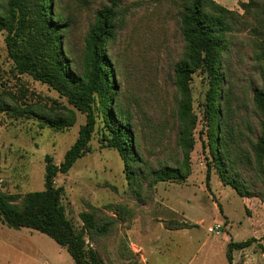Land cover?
I'll list each match as a JSON object with an SVG mask.
<instances>
[{
    "label": "trees",
    "instance_id": "16d2710c",
    "mask_svg": "<svg viewBox=\"0 0 264 264\" xmlns=\"http://www.w3.org/2000/svg\"><path fill=\"white\" fill-rule=\"evenodd\" d=\"M128 1L107 0L99 5L85 36L84 52L77 56L70 42L74 19L62 11L61 0H0V32H6L15 69L49 84L86 114V122L63 160L56 163L51 154L45 155L43 189L25 193L0 189V218L9 227L48 234L67 247L76 264H105L102 253L89 240L110 234L118 225L117 216L125 218L126 208L115 205L116 215H109L93 206L81 213L84 227L78 229L67 216L63 186L56 185L55 178L90 151L92 134L101 120L103 144L120 153L138 198L142 199L146 190L153 191L159 181L186 180L196 143L198 115L191 80L197 71L209 82L203 101L208 165L216 167L222 181L236 189L247 208L252 196L264 200V194L250 189L244 173V169L254 171L264 181V2H242L245 11L241 13L217 0H156L158 8L163 1L169 3L168 11L172 10L179 24L182 49L172 66L173 100L151 109L150 101L124 99L123 73L111 53V44L127 28L133 4L139 5ZM243 28L251 30L248 43L259 65L260 86L247 87L230 73L231 47ZM238 87L243 88L241 94ZM8 109L33 114L58 129L73 125L76 119L73 110L59 104L28 103ZM251 109L254 121L243 113ZM166 226L180 229L190 223L167 221ZM255 240L230 241V263L234 248H244Z\"/></svg>",
    "mask_w": 264,
    "mask_h": 264
},
{
    "label": "rangeland",
    "instance_id": "374dc122",
    "mask_svg": "<svg viewBox=\"0 0 264 264\" xmlns=\"http://www.w3.org/2000/svg\"><path fill=\"white\" fill-rule=\"evenodd\" d=\"M107 0H61L60 7L74 19L70 42L77 56H82L85 36L94 13ZM244 13L242 2L249 0H217ZM264 2V0H258ZM131 11L127 28L111 44L119 69L122 70L124 99L140 100L150 108L171 103L174 98L173 62L182 49L179 24L169 3L161 8L156 0H129L138 3ZM251 30L243 28L231 47L230 73L234 80L260 86L259 65L248 43ZM6 32H0V189L25 193L44 188L46 160L51 154L56 163L63 160L67 149L79 135L86 114L68 103L49 84L19 73L9 56ZM199 71L191 80L194 111L198 115L196 143L191 154V171L186 180L159 181L153 191L146 190L142 199L131 189L125 163L118 150L102 141V121L97 123L90 140V151L77 159L66 173H59L55 184L63 186L62 203L67 216L78 229L84 227L81 213L96 206L109 215L115 205H123L125 218L107 236L89 244L100 250L105 264H229L227 240L258 237L240 262L261 264L264 252V200L252 196L247 202L231 185L225 184L214 166L208 165L209 148L204 146L203 101L208 79ZM163 88L166 91L161 92ZM243 92L242 87L237 93ZM245 97L250 95L246 93ZM28 103L48 107L65 105L76 114L75 123L66 128L43 123L30 113L18 114L10 106ZM249 114L255 120L252 109ZM255 126L258 125L255 123ZM147 128V127H146ZM264 166V164H263ZM208 171H210L209 179ZM246 183L255 194H264V181L254 171L244 169ZM131 213V216L126 214ZM167 221H187V228L170 229ZM216 222L224 224L220 235L208 231ZM225 225L228 227L226 228ZM250 259V260H249ZM76 264L67 247L39 230L6 225L0 218V264Z\"/></svg>",
    "mask_w": 264,
    "mask_h": 264
},
{
    "label": "crops",
    "instance_id": "0c3cea01",
    "mask_svg": "<svg viewBox=\"0 0 264 264\" xmlns=\"http://www.w3.org/2000/svg\"><path fill=\"white\" fill-rule=\"evenodd\" d=\"M225 227L227 228L228 226L227 225H225ZM237 234H238V232H235V236H232V235H230L229 237L231 238V240H227V248H226V256H227V251H228V244H229V242L230 241H240V239H236V236H237ZM252 237H254V236H252ZM252 237H250V238H252ZM255 238H256V240L258 239V240H260L258 237H256L255 236ZM248 239V238H247ZM242 240H245V239H242ZM255 240V241H256ZM257 240V241H258ZM255 241H253L249 246H246V247H244V248H234L233 250H232V262L230 263V261H229V259H228V262H229V264H242V262H240V259H242V257H243V254L245 253H247L248 254V250H249V247L255 242ZM259 242H262V244H263V246H264V239L262 238V241H259ZM259 260H260V263L261 264H264V252L262 253V255L260 256L259 255ZM250 260V259H249ZM248 261V258L245 260V263H243V264H247L246 262ZM46 264H48V260H46ZM203 264H205V263H203Z\"/></svg>",
    "mask_w": 264,
    "mask_h": 264
},
{
    "label": "built area",
    "instance_id": "2783aa9c",
    "mask_svg": "<svg viewBox=\"0 0 264 264\" xmlns=\"http://www.w3.org/2000/svg\"><path fill=\"white\" fill-rule=\"evenodd\" d=\"M207 229L213 234L220 235L224 230V224L222 222H216L214 225L208 226Z\"/></svg>",
    "mask_w": 264,
    "mask_h": 264
}]
</instances>
